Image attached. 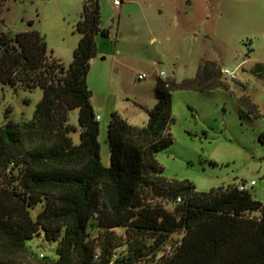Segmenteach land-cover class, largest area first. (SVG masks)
I'll return each mask as SVG.
<instances>
[{
  "label": "trees",
  "instance_id": "obj_1",
  "mask_svg": "<svg viewBox=\"0 0 264 264\" xmlns=\"http://www.w3.org/2000/svg\"><path fill=\"white\" fill-rule=\"evenodd\" d=\"M101 22L100 0H85L68 67L40 30L0 29V84L43 89L32 118L10 119L7 106L0 126V264H32L19 251L45 259L30 243L36 237L56 243L54 264H264V201L238 184L201 191L189 179L168 178L157 158L173 142L175 88L229 89L216 61L201 63L181 83L160 78L147 125L114 112L111 164L104 165L88 85L97 35L110 33ZM252 73L264 79V63ZM241 103L257 111L249 95ZM74 111L79 126L70 121ZM91 226L102 229L98 236L90 235ZM175 233L182 237L174 250L158 256Z\"/></svg>",
  "mask_w": 264,
  "mask_h": 264
},
{
  "label": "rangeland",
  "instance_id": "obj_2",
  "mask_svg": "<svg viewBox=\"0 0 264 264\" xmlns=\"http://www.w3.org/2000/svg\"><path fill=\"white\" fill-rule=\"evenodd\" d=\"M84 2L4 0L0 29L12 35L30 28L40 30L49 49L68 67L81 38L76 24ZM100 2L101 25L110 33L97 35L98 49L91 60L88 85L99 115L104 165L111 164L108 127L114 112L131 124L147 125L159 100L156 84L160 78L181 83L194 78L201 63L216 61L221 69L236 70L238 77L223 74L229 89L175 88L170 129L173 142L159 151L157 158L168 178L189 179L201 191L244 183L256 199L264 201V142L260 139L264 132V79L252 73L257 62L264 63V0ZM246 95L257 111L251 112L241 103ZM42 96L41 87L0 84V126L7 106L11 108L10 119H30ZM70 121L79 126L76 112ZM71 135L76 143L80 141L79 131ZM252 180L255 184L251 187ZM167 206L173 208L169 202ZM101 231L96 226L89 229L92 237ZM181 237V233L172 234L158 256L174 250ZM30 243L41 258H46L33 259L21 251L18 258L32 264H54L56 243L43 237Z\"/></svg>",
  "mask_w": 264,
  "mask_h": 264
},
{
  "label": "built area",
  "instance_id": "obj_3",
  "mask_svg": "<svg viewBox=\"0 0 264 264\" xmlns=\"http://www.w3.org/2000/svg\"><path fill=\"white\" fill-rule=\"evenodd\" d=\"M122 2H123V0H114V3L116 5H120ZM222 73L225 76L230 77L231 79H236L238 77V74H237V71L236 70H233V69H230V68H227V67L226 68H222ZM161 75L164 76L165 75V72H161ZM140 77H144V75H140ZM98 118H99V116H98ZM254 184H255V180H252L249 185L252 187ZM239 188L241 190L248 189L247 186L244 183L239 184ZM170 251L171 250H166L163 253V255L170 253ZM163 255H161V256H163Z\"/></svg>",
  "mask_w": 264,
  "mask_h": 264
},
{
  "label": "crops",
  "instance_id": "obj_4",
  "mask_svg": "<svg viewBox=\"0 0 264 264\" xmlns=\"http://www.w3.org/2000/svg\"><path fill=\"white\" fill-rule=\"evenodd\" d=\"M75 112L78 114V111H74L72 114H74ZM98 116H99V115H98Z\"/></svg>",
  "mask_w": 264,
  "mask_h": 264
}]
</instances>
